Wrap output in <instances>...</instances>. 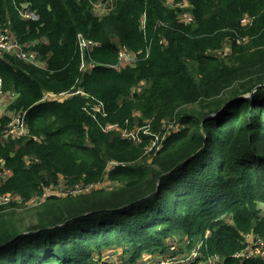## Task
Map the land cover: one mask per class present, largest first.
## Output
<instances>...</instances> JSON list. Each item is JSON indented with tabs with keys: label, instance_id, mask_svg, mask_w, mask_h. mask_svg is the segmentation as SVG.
<instances>
[{
	"label": "trees",
	"instance_id": "1",
	"mask_svg": "<svg viewBox=\"0 0 264 264\" xmlns=\"http://www.w3.org/2000/svg\"><path fill=\"white\" fill-rule=\"evenodd\" d=\"M96 1H0V24L22 43L45 41L44 68L0 59L3 91L18 95L9 112H24L29 130L0 141L12 171L0 194L16 198L0 205V264H139L198 246L189 264H264L236 256L247 234L264 241V0H115L103 17ZM23 5L39 19H23ZM118 42L134 67L113 68ZM136 128L138 142L121 132Z\"/></svg>",
	"mask_w": 264,
	"mask_h": 264
},
{
	"label": "built area",
	"instance_id": "2",
	"mask_svg": "<svg viewBox=\"0 0 264 264\" xmlns=\"http://www.w3.org/2000/svg\"><path fill=\"white\" fill-rule=\"evenodd\" d=\"M1 1V0H0ZM115 0H97L96 2L93 3V12L95 15L98 17H103L107 15L111 9L112 5L111 3H114ZM165 4L166 0H165ZM168 5L169 7L172 8H180L181 6L184 7L185 3L183 2H178L177 0H168ZM21 16L25 20H33L37 21L39 19V15L36 10H33L31 7L27 5H23V9L21 11ZM181 19L185 22H194V17L190 12L184 13L180 15ZM253 22V19L245 15L241 19V24L243 26H250L251 23ZM145 22H143V25ZM235 42L238 45H243L248 42L247 37H240L237 36L235 39ZM79 41H80V46L81 49L84 51L86 49L91 50V46L95 45V43L88 41L84 39L82 36H79ZM32 43H22L18 36L12 31L10 25H2L0 24V59H4L6 57H13L19 61H22L24 63H27L29 65H34L37 67L44 68L45 67V62H43L40 58V54L36 50H31L30 45ZM29 47V48H28ZM117 48L119 50V63L113 68H116L118 70L126 67V66H131L134 67L137 63V55L127 49V47L121 43H117ZM227 49H225L224 54H226ZM94 64L83 62L82 67L84 70H89ZM95 66V65H94ZM81 91H78V93ZM64 97L66 98L67 96L65 93L62 94H55V93H46L42 99V101H48V100H57V99H52L54 97ZM18 95L15 92H4L3 91V80L0 76V102L2 101H7V106L5 108H8L5 112H1L2 117L5 115H8L10 117V120L8 124H6V127L1 130L0 133V141L4 142L7 141L8 139H19L21 137H24L28 135V128L27 125L23 119V116L25 115L24 112L22 111H11L9 112V108L12 103H14L17 99ZM63 100V99H61ZM57 100V101H61ZM10 105V106H9ZM4 108V109H5ZM1 111V110H0ZM1 117V118H2ZM0 118V120H1ZM113 127L109 126L108 130H111ZM117 130L120 131V129L117 128ZM140 129H138L139 133ZM123 135L126 134V138L131 139L135 142H138V133L135 134L133 131L131 132H125L121 131ZM156 146V142L153 143L151 149ZM12 176V171L8 169L7 167L4 166L2 163L0 166V186L6 183V181L9 180V178ZM100 185L99 184H91L87 186L83 185H76L71 188H66V189H59V188H48L44 190L42 196L40 198L33 199L31 202L35 205L38 202H41L45 200L46 198L52 196V195H58V196H65V195H83L85 193H89L95 189H97ZM63 191V192H59ZM16 200L15 197L9 194H0V205H6L9 204L10 202ZM245 239L250 245L246 250L242 251V253L236 255L239 258L243 259H249L251 257L259 256L264 259V241L263 239L255 236L254 234H247L245 236ZM199 247H195L191 252L190 255L188 256H181V255H166L165 257H152L148 261L147 264H189L192 263L198 256V251ZM176 248L172 247L171 252L175 251ZM115 255L112 252L106 253L104 259L111 261L113 260ZM214 261H219V258L216 257ZM210 262L206 264H210Z\"/></svg>",
	"mask_w": 264,
	"mask_h": 264
},
{
	"label": "rangeland",
	"instance_id": "3",
	"mask_svg": "<svg viewBox=\"0 0 264 264\" xmlns=\"http://www.w3.org/2000/svg\"><path fill=\"white\" fill-rule=\"evenodd\" d=\"M166 3H167V6H169L168 5V0H166ZM114 3L112 2L111 3V5H113ZM185 13H187V12H185ZM183 14V12L182 13H180V15H182ZM41 44V43H45V41L44 40H35V41H33L32 42V44L30 45V48L29 49H31V50H37L38 51V49L37 48H39L38 46H39V44ZM226 48V47H225ZM225 48H224V50H225ZM224 50H222V51H220L219 53H224ZM229 52L227 51L226 52V54H228ZM40 58H41V55H40ZM42 59V58H41ZM52 99H57V100H61V99H64V97H61V96H58V97H54V98H52ZM7 106V102L6 101H3V102H1L0 103V110L1 109H4L5 107ZM10 106V105H9ZM6 110H8V108H5V111ZM4 111V112H5ZM2 117V114L0 113V118ZM133 133H135V134H137L138 133V128H136L135 130H134V132ZM123 136H126V134L125 135H123ZM105 186L104 187H107L108 185H107V183H105L104 184ZM59 192H63V191H59ZM31 204H33L32 202H30V203H28V205H30L31 206ZM119 259H120V256H118V257H114V259L113 260H117V261H119ZM151 260V259H150ZM150 260H144V262H141V263H139V264H147V262L148 261H150ZM112 261V260H111ZM145 261H146V263H145ZM151 262V261H150ZM182 264V263H181ZM201 264H205V263H201Z\"/></svg>",
	"mask_w": 264,
	"mask_h": 264
},
{
	"label": "crops",
	"instance_id": "4",
	"mask_svg": "<svg viewBox=\"0 0 264 264\" xmlns=\"http://www.w3.org/2000/svg\"><path fill=\"white\" fill-rule=\"evenodd\" d=\"M5 101H6V100H5ZM2 102H3V101H2ZM6 102H7V101H6ZM0 103H1V102H0ZM4 111H5V109H1L0 113H1V112H4ZM112 253H113V252H112ZM114 255H115V254H114Z\"/></svg>",
	"mask_w": 264,
	"mask_h": 264
}]
</instances>
